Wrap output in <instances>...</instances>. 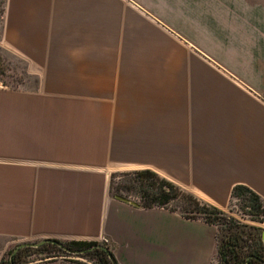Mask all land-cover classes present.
I'll list each match as a JSON object with an SVG mask.
<instances>
[{"label":"crops","instance_id":"1","mask_svg":"<svg viewBox=\"0 0 264 264\" xmlns=\"http://www.w3.org/2000/svg\"><path fill=\"white\" fill-rule=\"evenodd\" d=\"M0 254L95 241L117 264H212L217 228L111 197L150 170L222 211L264 198V0H4Z\"/></svg>","mask_w":264,"mask_h":264},{"label":"trees","instance_id":"2","mask_svg":"<svg viewBox=\"0 0 264 264\" xmlns=\"http://www.w3.org/2000/svg\"><path fill=\"white\" fill-rule=\"evenodd\" d=\"M114 179L117 182L114 184ZM108 192L113 196L127 199L134 196L132 201L140 208L162 207L169 211H176L181 216L189 219H200L217 228L216 255L219 264H264V245L262 241V229L255 226L240 224L231 217L225 216L218 208L199 202L190 193L182 191L170 181L161 178L156 173L147 170H132L111 173L108 181ZM247 195L246 199L252 220L260 222L264 214L261 198L253 191L242 185H234L230 190L232 197ZM131 201V200H130ZM172 202H177L178 207H169ZM69 249H85L82 257L95 260L94 264H111L108 247L102 244L107 251L94 247L95 241H69L63 243ZM37 252V254L57 252L66 253L57 246L43 243L35 248H19L11 257L13 264H21L24 259H19L20 254L26 251ZM28 255V254H26ZM0 264H9V259Z\"/></svg>","mask_w":264,"mask_h":264},{"label":"rangeland","instance_id":"3","mask_svg":"<svg viewBox=\"0 0 264 264\" xmlns=\"http://www.w3.org/2000/svg\"><path fill=\"white\" fill-rule=\"evenodd\" d=\"M3 3L4 0H0V22H1L2 10H3ZM25 69H26L25 64L22 63L20 60L16 59L14 55L10 54V52L6 50L4 46L0 43V85L9 88H19L22 85L27 84L28 82L31 83L30 81L31 77L25 74ZM116 182L117 179H114V184ZM181 190L184 191L183 189ZM109 195L113 197L110 193ZM246 197L247 195L239 196L238 198L232 197L225 208L226 211H222V210L221 211L225 216L233 218L238 223L245 224L247 226L259 227L262 229L263 232L262 224L264 222V214L262 215V220L260 222L256 220H252L251 218L253 215H251L250 213L251 211L250 208L248 207V202ZM127 199L137 202V198L134 196H127ZM197 200L199 202L205 203L199 199ZM261 202L264 208V198L261 199ZM176 203L177 202H172L171 204H169V207H174V206L178 207V204ZM31 242H37V241H31ZM21 243H25V242H21ZM21 243L19 242V243L8 244L6 246L5 251L2 254H0V263L6 262L9 259V255L13 250V248H15L18 244ZM97 243L102 245V242L100 241ZM18 258L22 260L24 259V261H22L21 264H94L95 262V260L93 259L90 260L80 255H73L62 252H57L55 254H51V253L37 254V252H33L31 250L22 252L20 254V257ZM212 264H219V260L216 253Z\"/></svg>","mask_w":264,"mask_h":264},{"label":"water","instance_id":"4","mask_svg":"<svg viewBox=\"0 0 264 264\" xmlns=\"http://www.w3.org/2000/svg\"><path fill=\"white\" fill-rule=\"evenodd\" d=\"M117 199L119 200H122V201H125V202H128L132 205H134V203L128 199H124L123 197H120V196H116ZM135 206V205H134ZM262 241L264 243V227H263V232H262ZM43 243H49V244H53L55 246H57L58 248H60L61 250H63L64 252H66L67 254H73V255H79V254H82L85 249H77V250H72V249H69L67 248L62 242H59L57 240H53V239H43V240H39L37 242H25V243H21V244H18L15 248H13V250L11 251L10 255H9V264H13L11 262V257L12 255L19 249V248H22V247H32V248H35ZM94 247L96 248H99V249H102L104 251H107L105 249V247L103 245H100V244H96ZM108 258L111 262V264H114V261L112 259V257L110 255H108Z\"/></svg>","mask_w":264,"mask_h":264},{"label":"bare ground","instance_id":"5","mask_svg":"<svg viewBox=\"0 0 264 264\" xmlns=\"http://www.w3.org/2000/svg\"><path fill=\"white\" fill-rule=\"evenodd\" d=\"M262 226L264 227V222H263Z\"/></svg>","mask_w":264,"mask_h":264}]
</instances>
